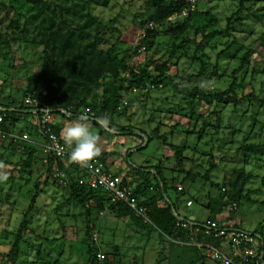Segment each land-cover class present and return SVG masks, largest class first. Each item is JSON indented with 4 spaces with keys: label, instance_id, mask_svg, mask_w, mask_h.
<instances>
[{
    "label": "rangeland",
    "instance_id": "1",
    "mask_svg": "<svg viewBox=\"0 0 264 264\" xmlns=\"http://www.w3.org/2000/svg\"><path fill=\"white\" fill-rule=\"evenodd\" d=\"M245 3H244V2ZM242 2L245 7L241 8ZM255 4V9L252 8ZM146 0H110L107 8L92 7L91 15L96 21L107 24L112 20L107 32L99 37L98 45L103 50L114 48V51L129 49V62L142 63L146 58L151 60L149 64H158L163 58L168 37L160 35L154 38L153 48L145 54L141 52L134 55V47L137 45L141 31L140 22L148 13ZM197 9L208 12L218 20V25L209 30H223L226 19L234 12L243 19L240 26H236L232 35L213 40L204 51L202 62L204 70L202 81L196 77L199 65L182 59L176 67L171 66L168 71L170 77L178 76L176 82L183 75L189 77L184 83L186 87L202 84L206 89L217 92L226 90L235 76L233 89L238 99L243 97L236 105L215 104L211 101H203L196 106L197 112L202 115L206 123L215 125L217 115L220 114V126L215 133L211 127L206 129V135L198 141L197 135H186L185 130L191 131L192 123L177 113L176 106L185 108L181 100V94L170 86L163 89L150 91L148 94H126L127 104L122 108V115L117 117L115 123L124 128H131V134L114 135L104 132L100 136L98 147L114 157L111 158L116 165L121 167L120 176L130 174L133 178L145 180L154 186L157 180L149 173V169L160 163L163 176L169 186H182L187 191V197H183L177 206V213L181 218L192 222H200L207 218L206 208L209 197L218 195L216 184H221L234 172L243 171L249 176V181L242 189L243 198L238 201L234 213L229 214V207L217 221L229 219L233 225L243 231L258 233L264 239V155L237 153V149L246 141L252 145L264 146V0H201ZM22 14V15H21ZM30 14L29 6L21 0H0V37L4 34L12 37V31L7 29L10 22L16 17L23 18ZM23 16V17H22ZM110 29V30H109ZM121 33L122 45L116 47L115 39ZM193 32L189 33L190 39ZM197 35L196 43L201 41ZM233 41L234 43L230 44ZM230 44L231 51H225ZM119 50H118V49ZM4 49L2 52H5ZM193 47L189 50L192 54ZM235 56L233 62L226 58H217V54ZM1 52V51H0ZM10 56L7 59L0 58V103L10 104V101L19 99L24 87L25 76L37 71L40 63V49L30 46L22 41L10 42ZM248 54V65L239 66V59ZM228 57V56H227ZM151 58V59H150ZM12 59V60H11ZM10 61V62H9ZM219 65V73L222 78L212 77L213 66ZM229 66V67H227ZM237 73L233 76L232 71ZM226 71V72H225ZM98 93V91H97ZM248 96H252L248 99ZM168 113V111H170ZM218 114V115H219ZM96 135L99 129L87 122ZM35 123L30 120H21L16 125V131L27 130L30 140L39 144L41 140L34 134ZM201 122L195 129L199 128ZM176 126V128H175ZM158 128L159 134L166 137L167 143L175 146H185L182 169L193 176V184L190 188L188 181L181 184V176L176 172L172 174L175 162L173 152L161 141L153 137L152 132ZM174 129V133L171 130ZM147 138L150 140L147 141ZM152 138V139H151ZM245 142V143H246ZM7 143H0V156L4 157ZM99 147V149H100ZM1 158V157H0ZM18 157L12 156L9 160L12 164H4L0 169L8 173V179L0 182V258L7 253L14 242L24 214L31 205V197L35 192L36 181H43L44 169L39 165L31 170L19 168L15 170L13 164ZM0 162L2 160L0 159ZM211 170L209 182L204 176ZM50 183V182H49ZM67 191L58 184L40 187V193L33 204V208L26 218L28 227L24 231L23 240L20 242L19 255L16 264H85V223L86 217L81 213V207L69 199ZM166 194L173 199L174 194L168 188ZM197 198L200 204L192 203L186 208L188 197ZM166 201V199H164ZM163 200V201H164ZM162 204L163 203H160ZM78 214L79 216H75ZM91 225H95L101 233V241L98 242L101 251L109 252L111 249L119 251V264H189L192 252L181 249L169 242L160 239V233L151 224L139 229L129 220L120 223L115 236H109L112 226L99 225L94 212L91 213ZM70 226L78 235L77 241H67L64 234ZM32 230L34 232H32ZM35 233V234H34ZM36 236V237H35ZM37 239V240H36ZM53 239V241H52ZM50 240V241H49ZM34 244L33 248H31ZM29 247V248H28ZM11 263V262H10ZM204 264H213L206 260Z\"/></svg>",
    "mask_w": 264,
    "mask_h": 264
},
{
    "label": "trees",
    "instance_id": "2",
    "mask_svg": "<svg viewBox=\"0 0 264 264\" xmlns=\"http://www.w3.org/2000/svg\"><path fill=\"white\" fill-rule=\"evenodd\" d=\"M26 6H29L30 14L22 16L23 18L16 17L13 19L7 29L12 31V37L8 38L10 34H4L0 37V58H11L10 42L12 40L22 41L30 46L40 49V63L37 71L33 74L25 76L24 87L21 91L19 99L10 101V104H1L10 108H24L23 101L26 97H31L37 102L36 109L42 107L57 108H72L73 114L81 109H90L95 118L102 121L107 127L114 129V135L131 134V128H124L115 123L117 117L122 115L121 104L123 97L126 94H132L133 89L150 88L145 94L156 89H163L171 87L181 94V100L185 104V108H175L177 113L183 115L192 123V130H185L183 133L186 135H197L198 141L206 134V129L211 127L217 133L220 126V114L211 112L212 115H217V122L215 125L206 123L205 118L200 115L196 106L203 101H211L215 104L236 105L243 97L238 99L236 91L233 89L235 86L236 69L232 71L233 79L231 84L226 90L217 92L215 89L209 90L202 86L204 70V63L202 58L205 55L204 51L209 44L222 37H230L233 29L243 23L238 15L234 12L226 19V25L223 30L210 29L218 25V20L213 18L208 12H203L197 9L189 16L181 21L175 23L168 22V18L175 13L180 12L185 6V0H146L149 6L148 13L140 22V31H142L146 24L153 22L155 27L153 30H147L145 37L139 39L137 45L134 47V55L137 56L138 49L144 47L145 54L150 51L154 46V38L160 35L167 36L168 42L162 60L158 64H149L151 60L146 58L142 63L130 64L129 49L114 51V48L103 50L99 47V37L101 34L107 32L109 25H112V20L107 24L98 22L91 15L92 7H99L106 9L110 0H21ZM263 2V0H258ZM244 2V1H243ZM240 7H245V2ZM255 9V4L253 7ZM22 15V14H21ZM110 30V29H109ZM118 37L115 39L117 45H122L121 33L118 32ZM193 32V38L190 39L189 33ZM200 35L201 41L196 43V36ZM234 43L233 41L230 44ZM230 44L226 45L225 51H231ZM193 47L192 54L189 55L190 48ZM5 52H2L3 50ZM118 49V48H117ZM119 50V49H118ZM144 53V52H143ZM221 51L217 54V58H226L229 62L235 60V56H229ZM228 56V57H227ZM151 59V58H150ZM182 59L190 60L199 65V72L196 75L202 84L194 85L192 87L184 86L189 77L183 75L176 82L178 77L176 74L172 78L167 73L171 66L176 67L181 63ZM12 60V59H11ZM149 61V62H147ZM239 61V66L246 63L248 65V54H245ZM10 62V61H9ZM219 65L215 64L213 68V76L222 78L224 75L219 73ZM229 67V66H227ZM226 72V71H225ZM98 91V93H97ZM134 95V94H133ZM251 99L252 96H248ZM264 104V99L261 101ZM127 104V101L125 105ZM28 112L23 115V120L28 116H36L33 112ZM34 108V109H35ZM168 111V113H170ZM219 114V115H218ZM75 119L74 117L68 119L69 121ZM19 122L15 114H11L6 119L4 128L6 131L29 133L27 130L16 131V125ZM201 122L199 128L195 129L198 123ZM93 126L99 129L100 137L106 131L100 124L93 122ZM34 134L42 141H44L40 129L36 123L33 125ZM53 132L58 136V132L53 126ZM176 128V126H175ZM174 129L171 130V133ZM153 137L164 146H167L173 152L175 167L170 170L172 174L176 172L181 176V184L188 181L193 184V176L189 172L182 169L183 154L186 151L185 146H175L173 143H167L166 137L159 134L158 128L152 132ZM30 137V135H29ZM152 139V138H151ZM150 139L147 138V141ZM39 142V143H41ZM246 141L236 150L237 153L244 154H258L264 155L263 145H252ZM1 143V141H0ZM18 144L7 143L4 157L0 156L4 164H12L9 160L10 157H18L17 161L13 164L15 170L24 168L31 170L35 165H39L44 169L43 181H36L34 186V194L31 197V205L24 214V219L21 222L19 231L14 238V242L10 247V251L3 256L11 264H15L19 255L20 242L23 240L24 231L28 227L27 214L33 208V204L40 193V187L58 184L53 178L54 168H58L63 176L68 181L67 185L61 186L69 195V199L77 205L82 206L87 216H91L94 212L100 216L101 212L111 211L118 219H128L137 228H145L147 224L135 219L126 206L117 204L111 208L106 209L107 195L99 190L89 189L86 186L78 184V180L85 177V173L80 171L72 165H68L61 160H56L53 157L47 158V163H43L44 156L41 148L34 144L23 145V150H20ZM101 161H105L103 156H97ZM67 165V168L64 167ZM215 169L212 164L210 171L204 176L205 181L209 182V173ZM162 167L158 163L155 167L150 168L148 173L157 180L156 185L152 186L145 180H140L136 185L133 193L141 200L149 211V219L151 226H153L159 233L160 239L169 242L181 249H186L192 252V259L189 264H204L206 261L201 256L200 251L192 246H179L172 241L190 242L194 236L188 230L180 229L176 226V217L181 218L177 213V206L181 199L187 195V191H178L175 187L169 186L163 176ZM83 172L84 174L78 177L72 176V173ZM249 181V176L243 171L234 172L230 178L224 179L221 184L210 183L218 191L215 197H209L207 201L208 215L206 219L217 221V216H220L227 207L232 204L238 206V201L243 198L242 189ZM50 182V183H49ZM123 185H127L126 179L122 180ZM170 189L174 198L171 199L167 196L166 191ZM187 197V196H186ZM194 204H200L199 200L190 197ZM166 199V201L164 200ZM164 200V201H163ZM163 203L164 204H159ZM236 209L229 210V214L234 213ZM187 221L186 218H182ZM219 222V221H217ZM223 224H230L229 219L222 220ZM92 228L90 225L85 226V264H92L94 256L97 251L91 240ZM258 234V233H257ZM260 235V234H259ZM196 240L206 244L218 246V243L212 238L205 237L202 234L195 236ZM115 250V249H114ZM105 260L103 264H119V260L115 253L112 251H104ZM54 264H57L55 261Z\"/></svg>",
    "mask_w": 264,
    "mask_h": 264
},
{
    "label": "built area",
    "instance_id": "3",
    "mask_svg": "<svg viewBox=\"0 0 264 264\" xmlns=\"http://www.w3.org/2000/svg\"><path fill=\"white\" fill-rule=\"evenodd\" d=\"M201 0H185V6L183 9L173 14L168 18V22L175 23L181 21L196 10L198 2ZM155 27L153 22L145 25L141 31L139 39L145 37L147 30H153ZM138 53L144 52V47H140ZM150 88L133 89L132 94L140 93L145 94ZM126 98L123 97L121 101L122 105H125ZM24 108H10L0 104V141L12 144H18L19 149L23 150V145L34 144L41 148V152L44 156L43 163H47L48 157H53L56 160H61L68 165H72L83 171L85 177L78 180V184L86 186L89 189H99L107 195V202L105 208H111L117 204H121L127 207L132 216L141 221L143 224H151L149 219L148 208L141 203V200L133 193V190L127 185H123L122 178L108 170L105 162L101 161L98 157L87 163H75L69 159V151L62 140L53 132L52 117L55 115L60 116L66 120L76 118L78 116H85L87 122H96L100 124L106 131L111 134H115L114 129L107 127L102 121L95 118L94 113L86 108L81 109L73 114L72 108H57L42 107L36 109L37 102L31 97H26L23 101ZM33 112L36 118V125L40 129L41 135L44 139L39 144H36L30 140L29 135L26 132L18 133L12 131H6L4 125L6 119L11 114H15L19 121L23 120V115L28 112ZM35 108V109H34ZM53 178L59 185L65 186L68 181L63 176L58 168L53 170ZM178 191H183L182 186L177 185ZM164 204V202H163ZM192 206V201L186 202V207ZM236 209V205L232 204L229 210ZM104 212L100 213L103 216ZM176 217V226L183 230H188L194 239L190 242L172 241L179 246H192L200 251L201 256L205 260L211 261L213 264H264V239L257 233H250L243 231L230 224H220L217 221L205 219L200 222L185 221L182 218ZM202 234L205 237L212 238L218 243V246L206 244L196 240V235ZM91 240L95 248L97 249L94 261L92 264H103L105 255L99 247L97 233L91 234ZM0 264H11L6 258H0Z\"/></svg>",
    "mask_w": 264,
    "mask_h": 264
},
{
    "label": "clouds",
    "instance_id": "4",
    "mask_svg": "<svg viewBox=\"0 0 264 264\" xmlns=\"http://www.w3.org/2000/svg\"><path fill=\"white\" fill-rule=\"evenodd\" d=\"M64 145L70 149L69 159L75 163H87L100 154L99 137L92 131L85 116L81 115L68 121L62 129ZM6 166L0 162V169ZM8 179V173L0 171V182Z\"/></svg>",
    "mask_w": 264,
    "mask_h": 264
},
{
    "label": "crops",
    "instance_id": "5",
    "mask_svg": "<svg viewBox=\"0 0 264 264\" xmlns=\"http://www.w3.org/2000/svg\"><path fill=\"white\" fill-rule=\"evenodd\" d=\"M26 120H30V122L32 121L33 123H35L36 122V118L34 117V116H28V117H26L25 118ZM69 120H66V119H64V118H62V117H60V116H53L52 117V123H53V126L55 127V129L57 130V132H58V136H59V138L62 140V137H61V132H62V129L65 127V124L68 122ZM99 140H100V137H99ZM99 140H98V143H100L99 142ZM62 142H63V140H62ZM4 143H6V142H4ZM64 143V142H63ZM7 146V145H6ZM101 146V145H100ZM99 146V147H100ZM41 150V149H40ZM100 154L98 155V156H103L104 157V159H105V164H106V166H107V168H108V170H110L111 172H113V173H115V174H117V175H119L120 176V172H121V167H119L118 165H116L115 163H114V161L111 159V158H114V157H112V156H110V155H108V153L107 152H105L103 149H102V147H100ZM64 167L65 168H67V165L66 164H64ZM84 173L83 172H78V173H72V176H75V177H78V176H81V175H83ZM121 177V176H120ZM122 178V180L123 179H126V182H127V186L128 187H130L132 190H134L135 189V187H136V185H138L139 184V182H140V180L139 179H137V178H133V176L132 175H130V174H126V176L125 177H121ZM75 205H77V204H75ZM81 207V213L86 217V215H85V210H84V208L82 207V206H80ZM185 207H186V205H185ZM187 208V207H186ZM75 216H79L78 214H76ZM96 217H97V219H99V225H101L102 226V224H104L105 226L106 225H110V226H112L111 227V229H110V231H109V236L112 238L113 236H115V234L116 233H114L115 231H117V228H118V225L120 224V223H126V221L128 220V219H118L116 216H115V214L114 213H112L111 211H106V212H104V214H103V216H99V215H96ZM91 223H92V220H91V216H87V219H86V223H85V226H86V224H88V225H90L91 226V228H92V232H96L97 234H98V236H99V242L101 241V233H100V231L98 230V228L95 226V225H91ZM68 230H69V232H71L70 234H64V239H66L67 241H70V242H72V241H77V239H78V235L75 233H73V230H75L74 229V227L73 226H70L66 231L68 232ZM32 232H34L33 230H32ZM35 234V233H34ZM36 237V236H35ZM37 240V239H36ZM50 241V240H49ZM52 241H53V239H52ZM33 246H34V244H32V246H31V248H33ZM29 248V247H28ZM10 251V249H8V251H7V253ZM110 251H112L113 253H115V255H116V257L118 258L117 260H119V251L118 250H114V249H111ZM7 253H5L4 255H6ZM3 254H2V257L1 258H3V256H4ZM120 262V261H119ZM16 264V263H15Z\"/></svg>",
    "mask_w": 264,
    "mask_h": 264
}]
</instances>
